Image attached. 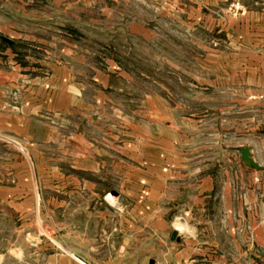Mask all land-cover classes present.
<instances>
[{"label": "rangeland", "instance_id": "1", "mask_svg": "<svg viewBox=\"0 0 264 264\" xmlns=\"http://www.w3.org/2000/svg\"><path fill=\"white\" fill-rule=\"evenodd\" d=\"M252 9L263 17L246 48L238 26ZM58 70L80 94L58 114L38 113L55 128L53 144L31 137L41 129L0 127V264H264L251 225L264 217V0H0L8 113L23 114L31 91L62 89ZM101 73L118 75L105 110L95 102ZM152 99L172 136L167 168L196 173L217 158L236 171L234 199L215 217L179 203L138 208L121 192L115 136L139 138L124 170L139 167L126 154H148ZM121 106L123 118L136 111L137 135ZM244 147L261 171H245L254 167ZM177 215L193 237L172 239Z\"/></svg>", "mask_w": 264, "mask_h": 264}, {"label": "crops", "instance_id": "2", "mask_svg": "<svg viewBox=\"0 0 264 264\" xmlns=\"http://www.w3.org/2000/svg\"><path fill=\"white\" fill-rule=\"evenodd\" d=\"M262 14L261 10L252 9L243 15V27L241 29L238 26V31L240 36L245 40L246 48L248 45L247 41L252 37H250V32L259 28L260 19L263 17ZM250 45L251 48L255 47L252 43ZM55 76L56 81L64 82L62 85L63 88L61 89V86L59 85L49 89L39 88L33 92L31 91L30 94H26L23 100V107L21 108V113L23 114L20 115L8 113L0 89V127L10 126L12 129L19 128L27 132H34L36 129H41V131L35 133V136L31 137H34L38 142L53 144L54 140H56L54 136L55 128L53 125L46 124L42 118L40 120L38 113L48 111L58 114L60 110H64L66 107L69 108L73 98H76L75 96L77 95L75 92L72 93V91H69L70 88L76 89V87H72L71 82L74 79L69 71L64 75L58 70ZM117 76L118 75L113 76L105 73L99 75L101 80L99 82L102 83V87L104 88L102 89L104 91V96L102 95V98L96 97L95 102L102 110L110 108V105L113 103L116 105L114 102L116 101L115 98L113 100V94L115 93L109 95L110 91L107 90L113 88L116 90L117 83H115V81L116 78H118ZM121 76L123 77V74H121ZM66 89H68L69 92H67ZM150 101V123L153 126V133L150 134L152 136L151 139L149 138V140H146L147 148L145 149H147L148 154L144 152L126 154V156L132 160L137 159L139 167L133 165L128 167L129 169L124 170V156L126 150L132 146L133 148L134 146L136 147L139 143V138L125 139L123 136H115L116 150L121 152L120 159L116 160L117 176L127 178L126 184H123L121 192L123 194H125V192L128 194L131 193L132 201L137 203L138 208H146L155 211L156 209L165 210L168 206H173V204L179 203L184 210H187V213L195 212L196 214L199 213L201 216L210 217L211 215L212 217H215L216 215H214V213L218 212L223 204V206L228 208L234 199L232 188L235 185V179L237 177L236 171L233 168L230 169L229 166L226 168H220L221 165L218 163L219 159L217 158H213L210 165L203 166L195 171L196 173L188 172V170L184 171L183 169L173 171L172 169L167 168L168 166L165 162H168L169 155H172L169 152L172 143L170 137L172 136L169 135V127H167L165 123L162 124V122H158L157 126L155 112L158 101L155 99ZM123 110H125V108L124 106H121V110L119 111L122 116L121 119L126 118V121L130 126L129 129H132V132L129 133L137 135L139 124L134 122V113L136 114V111L134 112V110H131L130 114L132 115L123 118ZM164 119H166L165 116ZM157 128L159 131L157 133L158 137L156 134ZM156 138L158 140H156ZM157 141L161 143L158 147L161 150V153L159 154L156 152ZM254 157L253 159L259 165V168H246L245 171L249 174L261 171L262 169L261 164H259ZM248 192L251 194L253 191L249 190ZM247 205L251 208L250 210L254 209L252 207V202H247ZM251 225H253L254 228L255 239L263 242L264 217L260 218L259 224L254 221L253 224L251 222Z\"/></svg>", "mask_w": 264, "mask_h": 264}, {"label": "clouds", "instance_id": "3", "mask_svg": "<svg viewBox=\"0 0 264 264\" xmlns=\"http://www.w3.org/2000/svg\"><path fill=\"white\" fill-rule=\"evenodd\" d=\"M76 94L79 95V90H76ZM106 199H110L112 201H118V197H111V194H108ZM115 207V204H112ZM118 211H123V207L118 208ZM172 228L174 231L178 233V235L182 238L193 237L195 235L196 229L191 223L183 216L177 215L173 218Z\"/></svg>", "mask_w": 264, "mask_h": 264}, {"label": "water", "instance_id": "4", "mask_svg": "<svg viewBox=\"0 0 264 264\" xmlns=\"http://www.w3.org/2000/svg\"><path fill=\"white\" fill-rule=\"evenodd\" d=\"M242 156H243V160L244 162L248 165V166H252L254 168H259V165L255 162V160L253 159L254 156H252L251 150L249 147H244L242 149ZM178 237V233L176 231H174L172 233V239L175 240Z\"/></svg>", "mask_w": 264, "mask_h": 264}]
</instances>
